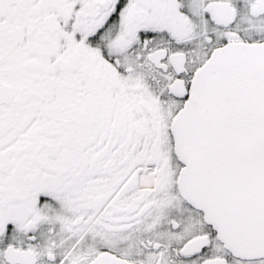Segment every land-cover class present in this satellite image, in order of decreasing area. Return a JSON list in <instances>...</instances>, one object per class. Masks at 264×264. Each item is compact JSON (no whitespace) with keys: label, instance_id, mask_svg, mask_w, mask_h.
Listing matches in <instances>:
<instances>
[{"label":"snow or ice","instance_id":"6c2138e0","mask_svg":"<svg viewBox=\"0 0 264 264\" xmlns=\"http://www.w3.org/2000/svg\"><path fill=\"white\" fill-rule=\"evenodd\" d=\"M0 264H264V0H0Z\"/></svg>","mask_w":264,"mask_h":264}]
</instances>
